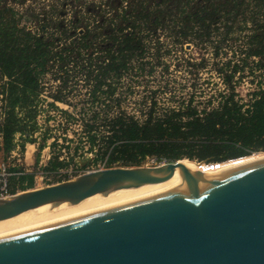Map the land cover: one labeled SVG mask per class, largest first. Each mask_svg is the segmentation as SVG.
Here are the masks:
<instances>
[{"label":"trees","instance_id":"1","mask_svg":"<svg viewBox=\"0 0 264 264\" xmlns=\"http://www.w3.org/2000/svg\"><path fill=\"white\" fill-rule=\"evenodd\" d=\"M40 19L32 31L0 6L3 161L32 145L38 165L49 149L42 171L68 180L70 168L77 177L264 152V0H133L101 24ZM187 44L211 57L184 61L178 81L164 57ZM7 175L11 195L34 187L24 168Z\"/></svg>","mask_w":264,"mask_h":264},{"label":"water","instance_id":"2","mask_svg":"<svg viewBox=\"0 0 264 264\" xmlns=\"http://www.w3.org/2000/svg\"><path fill=\"white\" fill-rule=\"evenodd\" d=\"M185 162L195 163L97 170L0 199L1 222L183 176L174 188L1 233L0 264H264V160L208 179Z\"/></svg>","mask_w":264,"mask_h":264},{"label":"rangeland","instance_id":"3","mask_svg":"<svg viewBox=\"0 0 264 264\" xmlns=\"http://www.w3.org/2000/svg\"><path fill=\"white\" fill-rule=\"evenodd\" d=\"M132 1L133 0H0V6H7L16 10L21 16L22 25L29 30L35 31L38 20H41L40 18L47 21H52L55 24L62 23L63 25H68V23L73 20L80 21L83 25L91 23L101 24L105 21V19H108L109 16L114 13V10L119 6H126ZM139 1H143L150 6L155 5L159 2V0ZM162 34H160L161 40L165 42L167 34ZM173 50L174 52L172 53V55L166 56L164 57V59L166 60L165 65L168 66L169 75H171V78L178 79V81L181 80L182 76L184 77L183 68H181L184 61L192 59L195 62H199L201 58L207 60L211 57L209 52L207 53L201 47H194L192 44L185 45L183 49H180L177 46V48H174ZM161 67L162 66H160V68ZM178 67L180 68L178 69ZM159 70L161 69H158V71ZM200 76L202 81L212 80L213 82H216L214 78L211 79L212 77L210 78V75L205 72ZM241 92L242 94H245L246 89L242 90ZM42 122L43 120H41V123ZM37 154L38 151L36 146H26L25 153L22 156H20L17 152H14L12 159L7 161H3L0 154V188L2 187L4 181L6 182V184L8 183L7 169L11 166L24 168L27 173L35 175L34 187L31 190L43 189L45 187L76 178L72 176V172L74 170L73 168L61 172L62 176L66 174L68 175V180H64L65 178L60 177L59 175H48L44 173L42 169L49 161L51 152L49 149H45L44 151H42V153L40 154L39 164L35 165V157ZM254 155H264V152L255 153ZM87 158L91 157L89 156ZM242 160L243 159L226 163H230V166H238L244 163L245 160ZM144 166L156 167L158 166V164L154 163L153 161H148ZM21 193L22 192L17 189L14 195H18ZM49 211L51 212L52 210L49 208ZM28 216L29 214H27V217Z\"/></svg>","mask_w":264,"mask_h":264},{"label":"bare ground","instance_id":"4","mask_svg":"<svg viewBox=\"0 0 264 264\" xmlns=\"http://www.w3.org/2000/svg\"><path fill=\"white\" fill-rule=\"evenodd\" d=\"M244 160H245L244 163L238 166L237 165L230 166V163H228L229 165L228 164L206 165V164H194V163H189V162H185V165L195 170V172L199 173L203 178L208 179V178L220 175L223 172H226L228 170L237 168L239 166L264 160V155H255V156H252ZM182 180H183V176L178 172L171 181L164 183V184L149 185V186H144V187H141L138 189H132V190H121V191H117V192L111 193L106 196L98 195V196L88 198L75 206H71L69 204H62L57 207L44 206L36 210H32L27 213L21 214L15 218L1 221L0 222V234L7 232L9 230L18 228L20 226L29 224L31 222L43 219V218L52 217V216L74 212V211H79V210H84L88 208L98 207V206L130 199V198L143 196V195L159 192L162 190L174 188L178 186ZM49 208L52 210L51 212L49 211ZM27 214H29L28 217H27Z\"/></svg>","mask_w":264,"mask_h":264},{"label":"built area","instance_id":"5","mask_svg":"<svg viewBox=\"0 0 264 264\" xmlns=\"http://www.w3.org/2000/svg\"><path fill=\"white\" fill-rule=\"evenodd\" d=\"M160 165V164H159ZM97 170H104L102 167H98V168H91L89 170H86L84 173L80 174V175H83V174H86V173H90V172H93V171H97ZM79 175V176H80ZM78 177V176H77ZM13 195H11L9 192H8V189H7V184L6 182L4 181L3 184H2V187L0 188V199H5V198H9Z\"/></svg>","mask_w":264,"mask_h":264},{"label":"crops","instance_id":"6","mask_svg":"<svg viewBox=\"0 0 264 264\" xmlns=\"http://www.w3.org/2000/svg\"><path fill=\"white\" fill-rule=\"evenodd\" d=\"M27 147H32V145H27Z\"/></svg>","mask_w":264,"mask_h":264}]
</instances>
